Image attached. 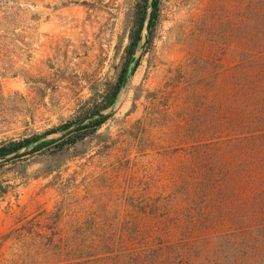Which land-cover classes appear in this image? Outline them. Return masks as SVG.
<instances>
[{
	"label": "rangeland",
	"instance_id": "1",
	"mask_svg": "<svg viewBox=\"0 0 264 264\" xmlns=\"http://www.w3.org/2000/svg\"><path fill=\"white\" fill-rule=\"evenodd\" d=\"M138 1L0 0V147L90 115L118 81ZM255 9L161 0L153 41L97 133L0 166V264H116L117 253L92 257L99 237L178 217L165 206L186 202L195 153L235 135L205 92L234 73ZM120 243L114 252L129 250Z\"/></svg>",
	"mask_w": 264,
	"mask_h": 264
},
{
	"label": "trees",
	"instance_id": "2",
	"mask_svg": "<svg viewBox=\"0 0 264 264\" xmlns=\"http://www.w3.org/2000/svg\"><path fill=\"white\" fill-rule=\"evenodd\" d=\"M160 2L155 0L150 16L148 45L153 41ZM148 4L149 0L137 2L118 81L94 103L90 115L114 103L127 66L142 44ZM253 18L252 36L241 43L240 61L234 73H224L217 84L218 90L210 88L205 92L210 106H215V97L218 98L217 110L221 109L226 123L223 130L234 131L235 135L206 141L201 147L203 154L195 153L203 157H194L196 170L183 194L186 202L176 201L169 208L165 206V209L175 208L178 217L134 221L127 235L117 239L99 237L95 245L100 248L92 257L99 255L103 260L117 253V257L106 260H114L116 264H264V0H256ZM246 19L244 12L239 26L243 38L248 34L247 26L243 25ZM213 109L216 108L209 107V110ZM110 117L90 122L64 138L41 143L0 166L54 144L60 151L64 147H75L85 137L95 135ZM69 127L70 124L65 125L61 130ZM32 140L1 146L0 158ZM182 211L185 216L179 215ZM167 217L164 214V218ZM120 241L124 249L129 248L128 251L114 252L113 248ZM80 259L87 261L90 258L81 256Z\"/></svg>",
	"mask_w": 264,
	"mask_h": 264
},
{
	"label": "water",
	"instance_id": "3",
	"mask_svg": "<svg viewBox=\"0 0 264 264\" xmlns=\"http://www.w3.org/2000/svg\"><path fill=\"white\" fill-rule=\"evenodd\" d=\"M154 2L155 0H149V4L146 10V14H145V19H144V25H143V36H142V44L141 46L137 49V51L134 53V55L132 56L127 69L125 71V74L123 75V79L120 85V90L118 92V95L114 101V103L107 109L99 111L95 114H91L89 116H86L85 118H82L81 120L77 121L76 123L72 124L67 130L60 132V133H49L40 137L35 138L34 140L30 141L28 144L24 145L22 148H20L19 150L13 152L12 154H9L8 156H5L3 158H0V163H5V162H9L11 160H15L16 158L24 155L25 153H27L28 151L32 150L33 148H35L36 146H38L41 143L44 142H49L52 140H56V139H61L64 138L70 134H72L74 131H76L77 129L89 124L90 122L102 119V118H106L110 115H112L120 100L121 97L126 89L127 83L136 67L137 62L140 60V58L142 57V55L144 54L147 46H148V40H149V21H150V16L151 13L153 11L154 8Z\"/></svg>",
	"mask_w": 264,
	"mask_h": 264
}]
</instances>
